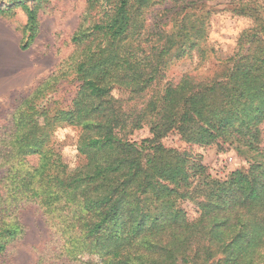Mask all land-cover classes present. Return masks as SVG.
<instances>
[{"label":"trees","instance_id":"trees-1","mask_svg":"<svg viewBox=\"0 0 264 264\" xmlns=\"http://www.w3.org/2000/svg\"><path fill=\"white\" fill-rule=\"evenodd\" d=\"M211 1L88 0L64 72L22 98L1 131L0 256L25 234L10 218L25 200L45 216L52 254L66 263L264 264V2ZM0 3V14L24 8L26 29L37 30L35 7ZM223 12L253 20L225 58L210 41L211 19ZM189 59L194 72L160 92ZM64 82L79 83L71 103H45ZM67 127L78 131L74 168L55 148ZM144 127L150 137L128 139ZM173 133L188 146L231 140L249 165L202 180L192 220L183 207L192 196L169 184L187 162L163 143Z\"/></svg>","mask_w":264,"mask_h":264},{"label":"rangeland","instance_id":"rangeland-1","mask_svg":"<svg viewBox=\"0 0 264 264\" xmlns=\"http://www.w3.org/2000/svg\"><path fill=\"white\" fill-rule=\"evenodd\" d=\"M25 1L37 10L38 26L34 32L26 29L28 16L21 6L13 11L3 7L4 12L0 14V20L6 25L7 35L10 34L5 46H0V138L4 137L1 131L10 125L21 99L31 94L53 74L64 72L63 63L75 51L72 37L81 25L88 6V0ZM230 2L231 0H212L211 4L218 9H225ZM252 25L253 20L250 18L234 16L229 12L219 13L211 19L210 41L221 57H228L235 52L239 34ZM195 63L196 59L183 60L172 67L159 86V91L163 92L169 83H177L183 74L193 73ZM78 88V82H64L56 93L47 97L45 103L53 99L69 105ZM113 94L116 98H126L121 90H115ZM261 129V146L264 147V123ZM55 135L56 150L70 167H76L82 161L76 149L77 129L59 128ZM148 137L150 130L144 127L129 135L128 139L141 141ZM163 143L169 148L187 153V162L180 178L169 184L192 196V199L183 203L190 220L198 215L193 200L199 201L198 195H201L203 189L200 187L202 180H212V177L224 179L235 170L245 172L249 167L246 154L239 152L238 145L231 140H220L209 147L188 146L173 133ZM28 159L30 165L36 163L33 157ZM201 168L204 171L202 174ZM0 172L3 170L0 169ZM10 218L22 223L26 230L22 237L8 245L6 252L0 256V264H74L61 259L59 261L52 254L55 238L45 216L36 205L25 200L18 202L16 212Z\"/></svg>","mask_w":264,"mask_h":264},{"label":"crops","instance_id":"crops-1","mask_svg":"<svg viewBox=\"0 0 264 264\" xmlns=\"http://www.w3.org/2000/svg\"><path fill=\"white\" fill-rule=\"evenodd\" d=\"M7 36L10 38V34L7 35L5 23L2 20H0V46H2V48L5 46L6 42L9 40L7 39Z\"/></svg>","mask_w":264,"mask_h":264}]
</instances>
